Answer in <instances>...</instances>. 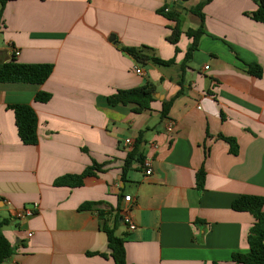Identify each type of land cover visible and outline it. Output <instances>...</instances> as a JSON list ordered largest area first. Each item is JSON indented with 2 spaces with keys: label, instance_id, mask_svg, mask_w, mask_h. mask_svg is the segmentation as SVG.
<instances>
[{
  "label": "crops",
  "instance_id": "obj_1",
  "mask_svg": "<svg viewBox=\"0 0 264 264\" xmlns=\"http://www.w3.org/2000/svg\"><path fill=\"white\" fill-rule=\"evenodd\" d=\"M179 2L7 3L0 20V63L15 56L14 48L18 62L52 64L54 70L41 85L0 83V217L10 220L3 231L16 247L3 264H115L100 210L125 238L128 264H237L234 253H249L254 217L232 205L243 195L264 198V24L249 16L259 5L214 0L204 8L206 34L181 85L180 64L192 43L185 32L201 24L190 10L201 0L184 2L181 10ZM173 8L183 19L178 54L167 40L175 23L160 13ZM121 47H149L162 59L176 58V65H142ZM249 64L261 66L263 76L251 75ZM146 84L156 86L151 110L109 105L108 97L118 90ZM181 90L163 117L164 102ZM39 92L51 100L37 102ZM14 105L35 110L37 145L21 142L9 108ZM139 137L153 174L134 163L122 181ZM221 137L237 142V155ZM94 163L104 171L87 177L83 186L56 185ZM202 168L206 180L200 191ZM88 203L98 204L81 210ZM34 204L39 208L32 218H17ZM125 208L135 230L123 221Z\"/></svg>",
  "mask_w": 264,
  "mask_h": 264
},
{
  "label": "trees",
  "instance_id": "obj_2",
  "mask_svg": "<svg viewBox=\"0 0 264 264\" xmlns=\"http://www.w3.org/2000/svg\"><path fill=\"white\" fill-rule=\"evenodd\" d=\"M10 0H0V20L3 17V13L7 3ZM188 2L190 0H179ZM214 0H201V2L190 10V13L197 16L201 24L197 29H189L185 34L192 40L185 59L180 64L183 72L182 82L184 81V72L188 68V64L192 61L193 54L198 50L199 41L206 34L205 30V14L204 8L213 2ZM259 8L250 14L249 16L260 23L264 24V0H256ZM169 21L175 23L171 27V34L167 40L176 46V53L180 52L178 43L181 36L184 34L182 30V13L173 8L170 12L162 10L160 12ZM121 49L131 55L138 63L146 65L148 63L161 66L171 67L176 65V58L165 60L160 58L154 53V50L149 47L131 48L121 47ZM249 73L255 77H262L263 70L261 66L257 64H249ZM54 65L52 64H25L16 60L15 56L5 63H0V83H25V84H44L52 75ZM156 86L153 84H146L145 86L128 89L118 90L116 93L108 97V103L111 106L119 105H133L136 113H143L151 110V105L155 101ZM184 94L181 90L170 101L164 102L162 116L167 117L175 100ZM51 95L44 92H39L36 96V101L41 103H47L51 100ZM14 111L15 122L21 142L25 145L34 146L39 143L38 136V116L35 110L29 105H14L9 107ZM227 141L230 146V152L233 155H237L239 152L238 144L235 140L230 138L221 137ZM142 137L137 139L134 149L128 154L125 165L123 167L122 181H126L127 173L132 168L134 163H138L142 166L146 160L145 155L141 151ZM104 166L94 163L88 167L83 173L79 175H68L60 178L57 182V186H70L81 187L84 185V181L87 177L96 176L99 172H103ZM206 172L202 168L197 173V188L202 191L205 187ZM98 203H88L81 207L82 209H91ZM232 209L237 212H247L254 217V224L250 230L248 242L250 251L247 254L234 253L232 256L233 262L237 264H264V198L260 196L243 195L237 198L232 205ZM107 214L100 210L99 218L101 220V229L106 233L108 239V246L111 250V257L115 264H128L125 238L117 235V226L110 227L107 222ZM120 219V216H116V221ZM9 219H2L0 217V264L9 261L16 253V247L5 236L3 229L9 224ZM108 257V255L103 254Z\"/></svg>",
  "mask_w": 264,
  "mask_h": 264
},
{
  "label": "built area",
  "instance_id": "obj_3",
  "mask_svg": "<svg viewBox=\"0 0 264 264\" xmlns=\"http://www.w3.org/2000/svg\"><path fill=\"white\" fill-rule=\"evenodd\" d=\"M169 10H167L168 12ZM14 51V55L15 56H19L20 52L15 50L14 48H12ZM136 73L139 75H143V71L141 69H137ZM174 128L173 123H169L167 126V129L169 131H172ZM126 144L130 145L132 144V141L130 139L126 140ZM143 169L145 170V174L148 176H151L153 174L152 172V162L151 160L147 159L145 160L144 164L142 165ZM131 196H126L125 197V201L126 202H131ZM39 206L38 204H34V206L30 209H24V210H20L17 212L16 216L17 218L24 220V219H28V218H32L38 210ZM122 218L124 223L129 227V230H135L137 228L136 224L133 222L132 217H131V212H130V208H125L124 211L122 212ZM32 233L28 234V237H31Z\"/></svg>",
  "mask_w": 264,
  "mask_h": 264
},
{
  "label": "water",
  "instance_id": "obj_4",
  "mask_svg": "<svg viewBox=\"0 0 264 264\" xmlns=\"http://www.w3.org/2000/svg\"><path fill=\"white\" fill-rule=\"evenodd\" d=\"M184 3V1H180L176 6L178 9L181 10L182 4Z\"/></svg>",
  "mask_w": 264,
  "mask_h": 264
},
{
  "label": "rangeland",
  "instance_id": "obj_5",
  "mask_svg": "<svg viewBox=\"0 0 264 264\" xmlns=\"http://www.w3.org/2000/svg\"><path fill=\"white\" fill-rule=\"evenodd\" d=\"M190 24H193V22H192V21H190Z\"/></svg>",
  "mask_w": 264,
  "mask_h": 264
}]
</instances>
